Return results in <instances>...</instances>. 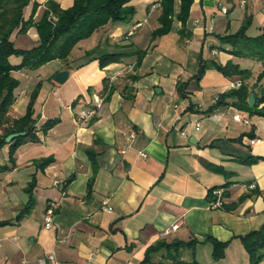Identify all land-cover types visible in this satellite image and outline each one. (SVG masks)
Returning <instances> with one entry per match:
<instances>
[{
    "label": "crops",
    "instance_id": "obj_1",
    "mask_svg": "<svg viewBox=\"0 0 264 264\" xmlns=\"http://www.w3.org/2000/svg\"><path fill=\"white\" fill-rule=\"evenodd\" d=\"M45 1L28 0L22 17H28L35 2L32 16L39 19ZM52 1L62 8L73 2ZM259 1L260 13L246 7L247 0H234L232 9L223 13L219 6L230 4L225 0H193L184 33L173 18L169 31L151 36L158 26L160 0H131L135 7L130 19L97 26L77 41L66 61L57 57L35 68L11 70L18 84L0 133L23 114L37 87L31 113L35 135L18 144L15 164L0 170V220H9L0 225V264H38L48 253L57 264H138L148 244L175 236L198 240V264H249L239 236L264 223V159H240L264 155V116L231 104L205 112L240 78L223 76L211 66L198 79L193 75L200 57L239 64V56L218 48L214 34L239 27L241 16L231 15L235 6L256 17V29L248 33V27L247 34L264 29ZM178 6L175 0V11ZM38 38L32 25L10 34L21 48L36 45ZM99 49L121 55L99 66ZM140 49L143 54L136 63L134 52ZM87 50L92 52L85 56ZM8 59L20 61L16 54ZM57 69L69 70L61 83L53 80ZM253 81L250 76L249 83ZM181 82L183 95L176 92ZM127 84L128 95L123 93ZM96 93L103 97L96 113L75 121ZM241 112L248 122L233 118ZM49 119L52 125L42 130L40 125ZM250 137L261 141L248 144ZM8 148V143L0 146V165L8 163ZM30 181L34 205L15 221L28 200L25 187ZM215 187H223L222 203H235L232 208L210 204ZM103 201L109 209L102 208ZM47 215L49 226L44 224ZM205 235L226 241L216 260L210 257L212 246ZM189 256L185 249L182 257Z\"/></svg>",
    "mask_w": 264,
    "mask_h": 264
},
{
    "label": "trees",
    "instance_id": "obj_2",
    "mask_svg": "<svg viewBox=\"0 0 264 264\" xmlns=\"http://www.w3.org/2000/svg\"><path fill=\"white\" fill-rule=\"evenodd\" d=\"M69 7L62 8L56 1L47 0L46 8L41 11L40 18L35 20L32 16L37 3H33V8L25 19L22 17L23 8L27 5L28 0H0V125L7 122L5 113L7 108L12 104L15 98V88L18 84L17 77L13 76L11 70L20 68H35L49 60L61 59L67 60V55L78 40L92 34L97 26L111 21H125L134 14V5L131 0H72ZM193 0H179L177 11L174 10L175 0H160L159 15L157 17L158 26L153 29L151 36L163 34L171 28V21L176 18L180 24V32H185V20L189 16V5ZM229 2V9H232L234 0H225ZM264 5V2H263ZM51 14L56 15L55 20L51 19ZM251 12L244 13L241 18V24L235 31L227 33H215L219 39V49L228 51L231 54L240 57H249L262 63L263 69L255 77L256 81L249 83L251 71L249 68L242 67L240 64L229 59L223 63L218 62L215 58L200 57L198 69L193 78L198 79L210 66L217 69L222 75L229 77L236 75L240 78V84L237 87L228 88L218 94L215 101L210 104L204 111L211 112L220 105L231 104L241 110H247L250 114L264 116V85L258 84L260 76L264 73V29L256 34L249 35L246 33L251 23ZM34 26L38 33L37 43L29 48L17 47L10 40L12 30L17 28L20 32H25L28 26ZM227 45L228 47H225ZM92 50L84 51L85 56ZM99 66L108 64L119 58L121 53L105 52L100 55L97 52ZM136 63L142 56V51L136 50ZM15 55L20 58L18 63H11L9 55ZM135 63V64H136ZM132 78V77H131ZM107 86V84H105ZM105 86V88H106ZM185 83H178L176 92L184 94ZM131 87L127 84L123 93L128 95ZM37 93V87L30 93L27 108L21 116H17L3 128L0 133V146L8 143L7 150L8 163L0 165V170L10 169L15 164L13 152L25 137H34V119L32 117L33 98ZM250 93H254V100L248 105L247 100ZM188 109L191 107L187 106ZM52 120H45L40 127L46 130L53 123ZM23 131V134L14 136L8 142H5L4 136L12 132ZM251 136L252 133L248 132ZM258 159H264V155H249L241 158L240 161L246 163L256 162ZM217 168V167H216ZM67 177L66 180H69ZM87 189L91 188V177L87 180ZM34 183L28 182L25 187L28 200L20 208L15 216V221L21 219L29 212L34 205V198L31 196ZM87 190V192H88ZM223 205V204H222ZM235 203L223 205L225 208H232ZM9 223L8 219L0 220V225ZM241 244L246 248L249 264H258L264 260V223L256 229H251L247 233L240 235ZM212 246L211 259H218L224 253L226 241L218 240L211 235H205ZM195 237L189 239H180L176 236L170 240L159 238L153 243L148 244L144 250V256L138 261V264H198L194 259ZM185 249L189 250V258H183Z\"/></svg>",
    "mask_w": 264,
    "mask_h": 264
},
{
    "label": "built area",
    "instance_id": "obj_3",
    "mask_svg": "<svg viewBox=\"0 0 264 264\" xmlns=\"http://www.w3.org/2000/svg\"><path fill=\"white\" fill-rule=\"evenodd\" d=\"M241 2L244 3V0H241ZM157 5H159V2H157ZM219 9L221 11H223V13H225L227 10V8H225L222 5L219 6ZM55 18H56V15L51 14V19L55 20ZM132 31H133V29L129 30L128 34H131ZM239 84H240V80L236 81L234 83V87H237ZM102 102H103V97L100 94L96 93V94L92 95V100L90 101V103L86 104V106L84 108L79 110V113L76 115L75 121L78 122L80 120L86 119L87 117L88 118L92 117L96 113V109L102 104ZM233 118L237 119V120L241 119V121L248 122V119L245 115H243V112L236 113L235 115H233ZM259 141H261L260 137H250L248 144H253V143L259 142ZM141 154L144 155L145 152H141ZM253 184L254 183H249V184H247V186L253 187ZM211 190H212L211 194L214 195V199H212L210 201V204L213 207L222 206V204H223L222 199L224 198L223 197V195H224L223 187H215V188H212ZM105 202L106 201H103L101 203L102 208L109 209L108 207H106L104 205ZM49 222H50V216L47 215V216H45L44 224L49 226L50 225ZM176 227H177V224L172 225V228H176ZM45 260H49L48 262H50L51 264H57L58 263L57 259L55 258V256L52 253H48L45 257L38 259L37 262H38V264H43L45 262Z\"/></svg>",
    "mask_w": 264,
    "mask_h": 264
},
{
    "label": "rangeland",
    "instance_id": "obj_4",
    "mask_svg": "<svg viewBox=\"0 0 264 264\" xmlns=\"http://www.w3.org/2000/svg\"><path fill=\"white\" fill-rule=\"evenodd\" d=\"M262 1L264 2V0H262ZM259 3H260L259 0H247L246 7H249V6L250 7H254L255 8V13H260V7H258ZM233 10H234L233 13H231L232 16H236V15L237 16H241L240 18H242V15L244 16L242 8H238L237 6H235ZM247 13H249V12H247ZM251 20H252V22L250 23L249 31H247L248 33H252L253 30L256 29L255 26L257 25L256 17H251ZM240 21H241V19H240ZM233 22L234 23H232V25H231V29L232 30H234V26L236 24V20H234ZM238 62H239V64H241L242 67H246V68L250 69V71L252 72L251 73V77H254V81H256V77L255 76L259 72H261L262 69H263L262 63H260L257 60H254L252 58H249V57H240V59H238ZM258 84L264 85V73L260 76V79L258 80ZM245 113H249V112L247 110H245ZM255 115H257V114H255Z\"/></svg>",
    "mask_w": 264,
    "mask_h": 264
},
{
    "label": "water",
    "instance_id": "obj_5",
    "mask_svg": "<svg viewBox=\"0 0 264 264\" xmlns=\"http://www.w3.org/2000/svg\"><path fill=\"white\" fill-rule=\"evenodd\" d=\"M98 51L100 55L104 54L105 52L104 49H99ZM68 74H69V70L67 69H60V70L57 69V71L53 75V80L57 83H61L64 79L67 78ZM253 100H254V93H250L247 100L248 105H251L253 103ZM18 134L19 135L23 134V131L18 130V132H12L4 136L5 142H8L14 136H18Z\"/></svg>",
    "mask_w": 264,
    "mask_h": 264
}]
</instances>
